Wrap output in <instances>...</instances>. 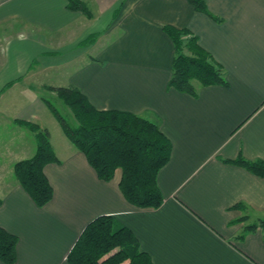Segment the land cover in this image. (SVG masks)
I'll use <instances>...</instances> for the list:
<instances>
[{
	"label": "crops",
	"instance_id": "1",
	"mask_svg": "<svg viewBox=\"0 0 264 264\" xmlns=\"http://www.w3.org/2000/svg\"><path fill=\"white\" fill-rule=\"evenodd\" d=\"M80 1L90 17L66 0H0V227L17 236L14 264H67L100 215L128 227L152 264H264V225L245 231L264 219V178L234 163L264 160V0H202L216 19L187 0ZM164 26L193 33L227 86L196 97L169 88ZM38 73L50 86L77 87L98 110L157 122L171 145L156 175L158 208L131 206L119 169L110 181L96 177L43 102L58 103ZM16 121L45 128L57 158L43 169L53 196L41 208L13 175L36 148Z\"/></svg>",
	"mask_w": 264,
	"mask_h": 264
},
{
	"label": "trees",
	"instance_id": "2",
	"mask_svg": "<svg viewBox=\"0 0 264 264\" xmlns=\"http://www.w3.org/2000/svg\"><path fill=\"white\" fill-rule=\"evenodd\" d=\"M67 8L90 17L80 0H66ZM197 12L210 18L202 0H187ZM162 30L173 44L171 76L167 86L196 97L199 88L210 85L227 86L225 71L201 48L197 37L187 29L164 26ZM7 84L6 86H9ZM53 92L64 114L49 100L43 102L57 120L68 141L81 152L96 177L110 181L120 170L118 188L124 199L137 209H156L162 203L157 186L158 170L169 160L171 145L156 121L120 110H98L81 91L73 86H47ZM34 136L35 152L14 163L13 175L36 207L45 206L53 189L43 169L56 163L49 135L45 128L30 122L16 121ZM235 164L264 178V160L248 161L238 157ZM1 203V200H0ZM263 226L264 219L249 224L245 231ZM241 235L240 237H242ZM17 236L0 227V262L14 264L17 258ZM67 264H152L139 248L133 232L114 216L100 215L89 221L66 255Z\"/></svg>",
	"mask_w": 264,
	"mask_h": 264
},
{
	"label": "rangeland",
	"instance_id": "3",
	"mask_svg": "<svg viewBox=\"0 0 264 264\" xmlns=\"http://www.w3.org/2000/svg\"><path fill=\"white\" fill-rule=\"evenodd\" d=\"M36 75H37V74H36ZM37 77L40 79L41 82H42V81L44 80V78H45L43 73H42V74L38 73ZM43 77H44V78H43ZM42 78H43V80H42ZM45 81H46L47 83H46ZM38 82H39V81H38ZM42 85H43V88L45 89V91H46L48 94H51V95H53V96L55 97V94H54L53 92H51V91H49V90L46 89L47 86H50V85H48V80H47V79L43 81ZM49 99H50V98H49ZM52 102H53V100H52ZM53 104H54L55 107L60 111V113L64 114V112H65L66 109L61 108V106H60L58 103L53 102ZM243 219H244V218H243ZM244 220H245V222H246V224H247V223L250 222L252 219H250V220L248 219V220H247L246 217H245ZM244 220H243V221H244Z\"/></svg>",
	"mask_w": 264,
	"mask_h": 264
}]
</instances>
